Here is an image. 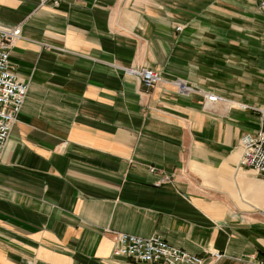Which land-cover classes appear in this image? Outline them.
I'll return each instance as SVG.
<instances>
[{
  "label": "crops",
  "instance_id": "0c3cea01",
  "mask_svg": "<svg viewBox=\"0 0 264 264\" xmlns=\"http://www.w3.org/2000/svg\"><path fill=\"white\" fill-rule=\"evenodd\" d=\"M16 27L28 90L0 158V264H144L112 231L264 264V175L240 143L264 116L256 0H0V32Z\"/></svg>",
  "mask_w": 264,
  "mask_h": 264
},
{
  "label": "built area",
  "instance_id": "2783aa9c",
  "mask_svg": "<svg viewBox=\"0 0 264 264\" xmlns=\"http://www.w3.org/2000/svg\"><path fill=\"white\" fill-rule=\"evenodd\" d=\"M260 11L264 14V0H256ZM58 3V0H54ZM180 29V27H177ZM20 28L5 29L0 32V158L13 123L21 111L28 83L21 79L10 60V47L20 37ZM123 70L141 80L146 87L165 81L161 73L147 67H122ZM171 83L182 94H188L195 90L192 85L181 79L172 80ZM209 101H216L221 97L215 93H208ZM241 164L264 175V116L261 126L257 131L246 132L241 137ZM152 172L156 167L151 166ZM168 176H163L158 183L165 182ZM115 235L116 245L113 254L128 257L136 262L144 264H213L222 257L220 252L211 253V260L191 253L167 242L158 234L142 237L122 231H112Z\"/></svg>",
  "mask_w": 264,
  "mask_h": 264
}]
</instances>
